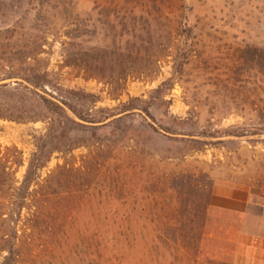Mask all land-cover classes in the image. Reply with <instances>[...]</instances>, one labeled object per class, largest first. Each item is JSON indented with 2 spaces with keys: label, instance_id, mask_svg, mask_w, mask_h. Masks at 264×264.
I'll return each mask as SVG.
<instances>
[{
  "label": "rangeland",
  "instance_id": "374dc122",
  "mask_svg": "<svg viewBox=\"0 0 264 264\" xmlns=\"http://www.w3.org/2000/svg\"><path fill=\"white\" fill-rule=\"evenodd\" d=\"M0 81L89 122L76 120L75 149L38 172L80 170L62 218L0 220V239L18 230L14 264H234L244 239L264 238V0H0ZM44 130L0 120V147L22 156L18 180ZM132 171V182L112 180ZM174 175L200 190L178 177L168 190ZM201 190L210 201L197 249L177 242L156 257L132 248L127 227L113 238L115 220L171 221L155 235L178 236L180 203L197 204Z\"/></svg>",
  "mask_w": 264,
  "mask_h": 264
},
{
  "label": "trees",
  "instance_id": "16d2710c",
  "mask_svg": "<svg viewBox=\"0 0 264 264\" xmlns=\"http://www.w3.org/2000/svg\"><path fill=\"white\" fill-rule=\"evenodd\" d=\"M24 81L35 89L40 87L38 84L39 79L31 78V80ZM18 86L17 83L13 87L9 84H1L0 81V120L19 124L41 122L45 124V130L41 136L35 138V151L27 162L25 173L21 180L16 177L17 170L23 166L21 153L15 147L4 149L0 147V220L9 219L11 223L19 222L24 212L26 213V220L32 222L44 221L52 217L62 218L65 212L60 207L59 201L65 199V193L68 194L67 196L70 199L75 197L78 192L76 189L79 187L75 178L80 174V170L72 165L68 167L64 163L63 165H58L55 171L44 180H40L38 172L46 167L53 154L70 153L75 149L71 134L75 133L78 128L83 127L76 120L87 121L82 118L75 108L61 98V100L54 97L48 99L44 95L33 92L28 88H24V91H21ZM146 134L151 137L150 133L146 132ZM179 176L174 175L171 178L164 179L163 184L169 186L172 181L177 179L175 177L185 178L184 185L192 189L193 176ZM134 179L136 178L132 171L129 174H115L112 180H115L116 183L124 184L125 181L132 182ZM64 186H66L68 191L61 192ZM167 188H170L168 190H173L172 186ZM193 189L197 190L198 188L194 186ZM179 196L181 198L183 196L182 193H179ZM209 201L210 192L203 191L197 204L195 201H191L189 204L186 202L180 203V210L183 214L181 219H176L175 222V225H177L176 230L179 232L176 237L166 236L165 239H162L155 235L157 229L165 228L171 231L173 227L171 221L164 223L152 220L140 223L115 220L110 223V230L113 238L118 239L122 228L127 227L133 236L134 244L132 248L147 254L154 252L156 257H158L159 252H163L165 258L169 257L172 244L177 242L184 249L187 246L190 247V245L193 249H197L202 241V230ZM194 226L196 232L192 236ZM17 234V228H13V241L0 239V252L7 254L3 264L18 262L20 249L15 244L18 240ZM126 246L128 247V245ZM160 249L163 251H159ZM151 260L153 258L150 256ZM156 263H158L157 258L154 262H149V264Z\"/></svg>",
  "mask_w": 264,
  "mask_h": 264
},
{
  "label": "crops",
  "instance_id": "0c3cea01",
  "mask_svg": "<svg viewBox=\"0 0 264 264\" xmlns=\"http://www.w3.org/2000/svg\"><path fill=\"white\" fill-rule=\"evenodd\" d=\"M248 243H241L244 246V249L241 253L235 252L233 255L235 257L234 264H264V238H253L251 242L249 239H244ZM261 245V248L257 246V249L253 248L250 245ZM250 246V247H249Z\"/></svg>",
  "mask_w": 264,
  "mask_h": 264
}]
</instances>
